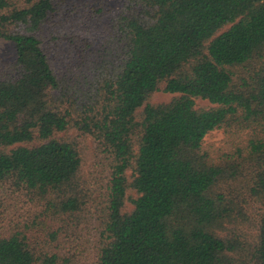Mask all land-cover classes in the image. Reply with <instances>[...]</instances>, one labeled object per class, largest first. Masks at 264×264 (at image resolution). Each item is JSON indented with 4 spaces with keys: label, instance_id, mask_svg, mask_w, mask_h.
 Returning a JSON list of instances; mask_svg holds the SVG:
<instances>
[{
    "label": "trees",
    "instance_id": "trees-1",
    "mask_svg": "<svg viewBox=\"0 0 264 264\" xmlns=\"http://www.w3.org/2000/svg\"><path fill=\"white\" fill-rule=\"evenodd\" d=\"M61 2L0 0L16 52L0 77V187L38 208L0 224V264L71 263L47 246L92 200L70 130L108 162L94 264H264V0H124L112 58L82 86L40 38ZM160 91L177 96L153 104Z\"/></svg>",
    "mask_w": 264,
    "mask_h": 264
},
{
    "label": "rangeland",
    "instance_id": "rangeland-1",
    "mask_svg": "<svg viewBox=\"0 0 264 264\" xmlns=\"http://www.w3.org/2000/svg\"><path fill=\"white\" fill-rule=\"evenodd\" d=\"M124 0H63L60 10L51 15L44 25L41 39L44 49L53 60L60 75L72 79L75 85L84 83V75L89 73V63L102 61L115 51L117 31L116 17ZM115 34V35H114ZM112 58V57H110ZM16 52L14 45L0 40V77L14 71ZM72 83V84H73ZM177 94L157 92L151 99L153 104L169 103ZM196 107H206L210 103L195 99ZM71 140L83 152V180L91 202L88 209L67 219L64 223H54L56 241L47 245L49 251L70 257V264H94L99 242V225L103 217L104 197L108 183V162L105 161L99 143L91 137H82L70 130ZM225 144L223 130H215L205 138L206 146L217 149ZM25 194V193H24ZM38 208L26 195L0 187V224L3 229H11L18 224L32 223ZM22 226V225H21ZM42 241L48 242V233L36 228L34 232Z\"/></svg>",
    "mask_w": 264,
    "mask_h": 264
}]
</instances>
